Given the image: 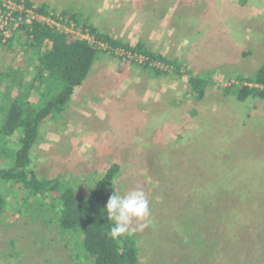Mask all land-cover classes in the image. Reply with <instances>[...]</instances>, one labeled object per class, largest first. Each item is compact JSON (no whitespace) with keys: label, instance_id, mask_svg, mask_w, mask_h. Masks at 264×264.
I'll use <instances>...</instances> for the list:
<instances>
[{"label":"rangeland","instance_id":"obj_1","mask_svg":"<svg viewBox=\"0 0 264 264\" xmlns=\"http://www.w3.org/2000/svg\"><path fill=\"white\" fill-rule=\"evenodd\" d=\"M31 1L128 43L143 38L194 74L212 72L198 101L188 76L153 79L99 55L64 113L43 125L34 173L87 193L118 164L109 197L141 188L149 200L147 226H130L139 264H264V101L223 91L264 68V0H176L171 13L150 0ZM22 41L0 46V72L18 67L29 79ZM0 194V264H85L47 216L17 211L22 190L0 183Z\"/></svg>","mask_w":264,"mask_h":264},{"label":"trees","instance_id":"obj_2","mask_svg":"<svg viewBox=\"0 0 264 264\" xmlns=\"http://www.w3.org/2000/svg\"><path fill=\"white\" fill-rule=\"evenodd\" d=\"M10 1L23 6L22 14H13L15 20L27 10L36 17H48L60 26L34 18L30 23L23 20L15 26L10 22L8 28H0V46H11L12 41L23 38V53L28 54L33 67L29 79L22 77L25 71L18 67L4 68L0 72V97L8 100L5 112L0 115V183L7 190L18 188L24 193L18 212L23 214L32 209L35 214H30L29 219L36 222L47 216L61 236L72 237L73 247L79 250L85 264H139L134 235L110 236L114 222L109 221L104 212L108 191L116 185L119 165L112 164L87 193H80L59 177H38L34 173L32 152L40 140L43 125L64 113L99 55L135 66L139 74L150 75L153 79L180 80L188 76L190 93L198 101L203 99L210 85L204 75L212 72L194 74L185 63L153 52L145 39L130 44L79 21L69 11L57 14L46 4L35 5L31 0ZM150 1L164 12L175 10L176 0ZM152 15L155 14L152 12ZM147 19L155 22L149 16ZM5 33L9 36L5 37ZM223 91L235 94L240 102L249 97L264 101V68L250 77L238 76L237 83L224 87ZM6 207L5 198L0 194V221H3Z\"/></svg>","mask_w":264,"mask_h":264},{"label":"clouds","instance_id":"obj_3","mask_svg":"<svg viewBox=\"0 0 264 264\" xmlns=\"http://www.w3.org/2000/svg\"><path fill=\"white\" fill-rule=\"evenodd\" d=\"M106 217L114 224L110 229V236L119 238L125 234H130L133 221H136L140 228L146 227L143 223L151 215L149 200L141 188L133 189L124 195L113 194L108 198L104 208Z\"/></svg>","mask_w":264,"mask_h":264},{"label":"built area","instance_id":"obj_4","mask_svg":"<svg viewBox=\"0 0 264 264\" xmlns=\"http://www.w3.org/2000/svg\"><path fill=\"white\" fill-rule=\"evenodd\" d=\"M0 5L2 6V11L0 12V28L4 29V28H8V24L10 23V21H14L12 23H14L15 26L18 25V23L15 22L13 14L17 13V14H22L23 12V6L21 5H16L15 3H13L10 0H0ZM5 16V21L1 20L2 17ZM36 19L38 21L41 22H45L47 24L50 25H56V26H60L56 21L48 18V17H36L34 16L31 12L29 11H25L24 16H21L18 19L19 23L20 21H25L26 23H30L31 19ZM71 28V27H70ZM68 30V29H67ZM73 32V30H70ZM76 33H79V31H75ZM9 34L5 33V37H8ZM83 37H87V36H83Z\"/></svg>","mask_w":264,"mask_h":264},{"label":"crops","instance_id":"obj_5","mask_svg":"<svg viewBox=\"0 0 264 264\" xmlns=\"http://www.w3.org/2000/svg\"><path fill=\"white\" fill-rule=\"evenodd\" d=\"M137 41H138V40L134 41V43H133V44H135ZM130 44H132V42H131ZM148 47H149V46H148ZM152 51H153V52H156V51H155V50H153V49H152ZM156 53H159V52H156ZM159 54H163V53L161 52V53H159ZM163 55H164V54H163Z\"/></svg>","mask_w":264,"mask_h":264}]
</instances>
